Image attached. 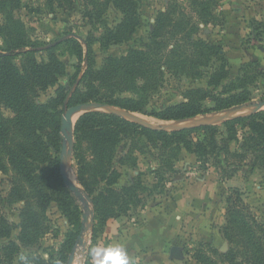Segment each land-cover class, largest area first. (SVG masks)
<instances>
[{"label": "trees", "instance_id": "16d2710c", "mask_svg": "<svg viewBox=\"0 0 264 264\" xmlns=\"http://www.w3.org/2000/svg\"><path fill=\"white\" fill-rule=\"evenodd\" d=\"M55 1L58 0H48V3L53 5ZM107 2L113 4L123 18L117 27L106 28L102 47L129 40L140 25L137 0ZM218 4V0H191L192 15L178 0H172L165 10L158 13L148 43L142 48L131 49L126 55L108 56L99 69L95 68L92 57V42H88L90 59L82 85L78 87L84 91L76 101H95L164 121L191 119L241 107L251 101L250 85L264 80V70L259 68V63H244L238 76L224 84L229 79L230 69L223 46L199 36L202 24H220L216 13ZM21 5V0H0V12L6 20L0 27L6 43V49L0 45V99L14 112L15 126V129H10L5 120L0 122V144L24 180L38 188L39 179H51L67 193L65 198L57 200L77 230L70 231L62 244L61 259L62 264H66L75 244L80 242L83 224L80 208L73 203L65 187L60 172L61 162L51 155L49 148L50 144L61 147L63 136L58 108H63L67 92L60 85L57 95L48 103L38 104L33 99L40 90L46 91L57 84L59 77L66 73V66L57 53L60 42L45 49L48 61L38 60L36 51L39 47L29 38L25 24L15 13ZM27 47L34 49L26 50ZM20 48H25L20 53L23 58L21 67L15 63L16 54L12 52ZM77 49L78 54H83L79 43ZM205 72L208 76L206 87L186 89L182 101L162 110H147L151 96L162 86L166 73L198 79ZM221 86L222 91H218ZM261 98L264 99V81ZM14 130L19 134L22 132L23 137L20 139ZM74 136L78 179L93 197V239L110 219L128 215L134 208L144 207L156 193H164L170 174L177 172L176 162L183 150L194 154L203 167L211 164L218 167L225 177L236 175L245 166L264 170V110L240 115L222 124L202 123L172 130L140 124L120 113L90 111L77 120ZM232 142L238 143L236 149H232ZM122 143L125 151L119 163L134 168L138 166V153L158 151L159 166L153 170L156 177L153 185L139 176L130 184L117 186L122 172L115 167V158ZM37 150H40L41 157L39 165L35 166L37 158L33 151ZM40 162H48L47 171L41 168ZM0 169H4L1 154ZM52 199L48 192L39 190L43 209H47ZM226 202V223L222 231L232 245L226 258L231 262L242 258L246 264H264V223L246 203L239 187L231 188ZM24 216L26 236L32 231L37 236L45 230L37 212L29 210ZM11 228L12 224L2 212L0 200V236L9 234ZM16 249L15 243L5 247L10 255ZM198 257L206 264L209 261L203 252ZM0 264H5L1 254ZM22 264L49 263L38 256Z\"/></svg>", "mask_w": 264, "mask_h": 264}, {"label": "rangeland", "instance_id": "374dc122", "mask_svg": "<svg viewBox=\"0 0 264 264\" xmlns=\"http://www.w3.org/2000/svg\"><path fill=\"white\" fill-rule=\"evenodd\" d=\"M21 1L22 5L15 13L25 24L29 38L39 47L36 51L39 61H48V53L45 49L50 47L51 43L62 39L57 53L65 63L66 73L59 77L57 84L49 87L46 91L40 90L36 96H33L35 103L46 104L52 97L57 95V89L60 85L65 87L67 100L63 108H58L62 124V116L66 110V105L70 107L85 103L78 102L76 99L84 91L81 88L79 90L78 87L82 85V77L90 59L87 43L92 42V57L97 69L104 65L106 58L110 55H126L133 48H142L150 40L149 37L158 13L165 10L172 0H137L140 25L137 27L136 32L129 40L111 44L107 47H102V38L105 35L106 28L117 27L123 18L122 13L113 4L108 3L107 0H58L53 5H50L48 0ZM178 1L187 13L194 14L191 0ZM218 1L216 13L220 17V24L207 26L202 24L199 36L209 42L223 46L230 69L229 79L224 81V84H226L238 76L244 63L258 62L259 68L262 71L264 70V0ZM5 23V17L0 12V27ZM78 43L83 47V54H78ZM0 45L2 49H6V43L1 34ZM27 49L32 50L34 48L27 47ZM24 50L25 48H20L12 51L16 54L15 63L19 67H21L23 60L20 53ZM263 81L259 80L257 84L250 85L253 99L244 104L247 106L246 108L238 111L237 108L239 107H232L221 112L199 115L180 121H164L152 115L127 111L109 105L90 111L119 112L131 121L168 130L176 127L195 126L200 123L222 124L228 119L255 113L252 104L264 100L261 98ZM207 82L206 72L202 78L198 79L176 77L166 73L162 86L151 96L147 110L149 112L159 111L171 104L179 103L183 100L182 94L186 89L206 87ZM218 91H222V86ZM84 113L86 112L77 114L75 119H79ZM13 118L14 112L12 109L7 108L0 99V122L5 120L7 127L15 129ZM14 132L20 139L23 137L22 132L20 134L16 130ZM62 145L63 140L60 148L52 144L49 148L51 155L59 158L60 162ZM74 145L75 136L72 139L71 152L65 158V164L68 165L67 162H70L68 166L74 170L76 175V180L73 181L82 190L84 201L76 197L69 187L64 184L73 203L80 208L82 224H84L83 215H89V224L88 222L87 224L90 229L88 228L86 232L85 240L75 244L73 264H90V249L93 246L106 245L115 241L125 244L130 257V264H142L143 261L149 263L153 259V257L147 258L151 255L146 254L149 252V247L145 251V248L141 247L137 240L129 238L128 233L130 227H135L136 224L143 221L140 220L143 217L141 213L143 209L147 207L152 213L160 211L156 207L165 201H168L166 202L168 207L173 206L174 211L171 212L173 213L171 216L179 229V234L175 239L176 246H174L172 252L173 255L175 254L174 261L166 264H206L202 262V258L199 259L198 257L202 252L209 257L207 264H246L242 258H238L236 262H231L226 258V253L232 247L222 231L226 223V200L231 188L239 187L244 193L246 203L252 207L251 203L253 201L249 199L250 196H255V199L261 198L255 204L264 210V197L257 196L262 191L264 192V170H253L249 166H245L238 171L236 177H225L218 167L213 164L203 167L194 154L183 150L176 162L177 172L170 174L164 193H156L146 201L144 207L134 208L128 215L119 217V220L118 218L110 219L103 230L98 231L96 239H93L95 222L93 197L79 182L77 163L73 151ZM3 147L0 144V154L4 166V169H0L1 209L5 218L12 224L9 234L0 236V254L4 259V263L22 264L30 258L40 256L49 264H62V244L70 231L77 230V226L63 212L57 200L59 197L65 198L67 193L61 190L57 182L50 181L51 179H39L38 188L24 180L11 163ZM124 147V143L119 145L115 158V167L122 172L117 186L130 184L139 176L149 185H153L156 181L153 170L159 166L158 151L153 149L148 153H138V166L134 168L119 163L125 151ZM231 147L236 149L238 143L232 142ZM39 151H33V155L37 158L34 162L35 166L39 165L38 161L41 157ZM40 163L42 169H45L48 165V162ZM68 166L67 170L69 168L70 172ZM45 170L47 171V169ZM38 189L48 192L53 197L46 210L41 206ZM173 196H175L174 199ZM171 198L172 200H170ZM29 210L37 212L44 223L45 230L37 236H34L33 231L29 236L25 234L27 222L23 221L24 215ZM253 211L255 212V210ZM218 230H220V235L217 234ZM11 243H15L17 249L10 255L5 247ZM167 251L169 252V249ZM167 254L163 253L161 261L164 263L169 261ZM68 261L66 264H68Z\"/></svg>", "mask_w": 264, "mask_h": 264}, {"label": "crops", "instance_id": "0c3cea01", "mask_svg": "<svg viewBox=\"0 0 264 264\" xmlns=\"http://www.w3.org/2000/svg\"><path fill=\"white\" fill-rule=\"evenodd\" d=\"M234 177H236V175L231 176V178ZM257 196L264 197V192L262 191L260 195L258 194ZM174 197L175 196H173V199ZM249 199L253 201L251 203L252 209L255 210L258 219L264 222V210L263 208L258 207V205L255 204V202H257L261 198L255 199V196H250ZM170 200H172V198ZM166 202L168 201L157 205L156 208L160 210L157 212L154 211L152 213L147 207L143 209L141 212L143 214V217L140 219L143 221L139 224H136L135 227H130L128 233L129 238L131 240H137L139 242V245L145 248V251L149 247V252L146 254L151 255H149L147 258L153 257V259L149 263L143 261L142 264H166L168 262L174 261L173 259L175 254L173 255L172 252L174 246H176L175 239L179 234V229L177 228V224L171 216L173 214L171 212L174 211L173 206L170 205L168 207ZM161 208L163 209L161 210ZM176 218H178V216H176ZM84 234L85 240L86 231ZM217 234L220 235V230H218ZM167 249H169V252L167 251ZM164 252L168 253L167 255L169 259V261H166L165 263L161 261ZM143 254H145V252H143Z\"/></svg>", "mask_w": 264, "mask_h": 264}, {"label": "water", "instance_id": "95a60500", "mask_svg": "<svg viewBox=\"0 0 264 264\" xmlns=\"http://www.w3.org/2000/svg\"><path fill=\"white\" fill-rule=\"evenodd\" d=\"M61 40L62 39H59V40L51 43L49 46L56 45ZM104 106L105 105H103L101 103H97V102L79 103L76 105H72L70 107H68L66 105V110L62 116L61 132L63 135V145H62V150H61V170H60V172H61L64 183L76 195V197H78L79 199H82L83 201H84V198H83L84 194H83L82 190L77 185V183L72 181L69 177L67 166L65 164V158L71 152L70 147L72 146V139H73L74 133H75V125H76V122L78 120V119H75V116L81 112H87L90 110L99 109V108H102ZM252 106L254 107V112H258L260 110H263L264 109V100L253 103ZM246 107H247L246 105H242L241 107L237 108V111L241 110L243 108H246ZM117 113H119V112H117ZM142 124H144V123H142ZM200 124H202V123H200ZM145 125H147V124H145ZM148 126H150V125H148ZM183 127H188V126H183ZM178 128H182V127H176L173 129H178ZM88 220H89V215L84 214L83 215V222H84L83 232L79 237L80 241H84V233H85V231H87ZM74 259H75V254L73 253L70 256L68 264H73Z\"/></svg>", "mask_w": 264, "mask_h": 264}, {"label": "clouds", "instance_id": "9594fccd", "mask_svg": "<svg viewBox=\"0 0 264 264\" xmlns=\"http://www.w3.org/2000/svg\"><path fill=\"white\" fill-rule=\"evenodd\" d=\"M90 264H130V257L125 244L115 241L93 246L90 249Z\"/></svg>", "mask_w": 264, "mask_h": 264}, {"label": "bare ground", "instance_id": "6f19581e", "mask_svg": "<svg viewBox=\"0 0 264 264\" xmlns=\"http://www.w3.org/2000/svg\"><path fill=\"white\" fill-rule=\"evenodd\" d=\"M131 114V113H130ZM138 115V114H137ZM148 119V118H147ZM147 121H149V120H147ZM154 121V120H153ZM150 122V121H149ZM153 123V122H152ZM154 124V123H153ZM68 160V159H67ZM68 163V165H70V162L68 161L67 162ZM67 165V164H66ZM67 165V166H68ZM68 167H70V166H68ZM70 172H69V168H68V173H69V177H70V179L73 181V180H76V175H75V173H74V170L70 167ZM76 183V182H75ZM88 224H89V222H88ZM88 224H87V230H88ZM90 229V228H89ZM87 232V231H86Z\"/></svg>", "mask_w": 264, "mask_h": 264}]
</instances>
